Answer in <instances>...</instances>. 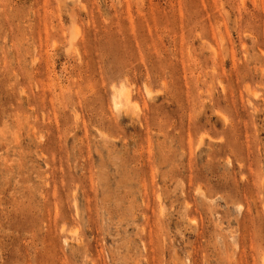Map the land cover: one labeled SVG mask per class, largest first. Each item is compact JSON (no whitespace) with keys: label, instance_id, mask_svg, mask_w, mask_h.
Here are the masks:
<instances>
[{"label":"rangeland","instance_id":"rangeland-1","mask_svg":"<svg viewBox=\"0 0 264 264\" xmlns=\"http://www.w3.org/2000/svg\"><path fill=\"white\" fill-rule=\"evenodd\" d=\"M0 264H264V0H0Z\"/></svg>","mask_w":264,"mask_h":264},{"label":"bare ground","instance_id":"bare-ground-1","mask_svg":"<svg viewBox=\"0 0 264 264\" xmlns=\"http://www.w3.org/2000/svg\"><path fill=\"white\" fill-rule=\"evenodd\" d=\"M128 95V94H127ZM128 103V102H127ZM117 104V103H116ZM130 104V103H129Z\"/></svg>","mask_w":264,"mask_h":264}]
</instances>
